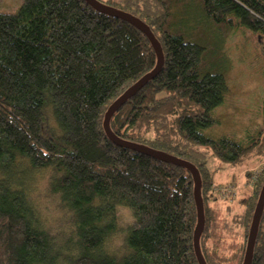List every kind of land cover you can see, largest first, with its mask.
<instances>
[{"label":"trees","instance_id":"1","mask_svg":"<svg viewBox=\"0 0 264 264\" xmlns=\"http://www.w3.org/2000/svg\"><path fill=\"white\" fill-rule=\"evenodd\" d=\"M96 1L142 21L163 55L155 78L111 117L115 137L191 163L202 201V188L209 193L212 184L207 154L250 168L253 153L264 164V129L248 145L203 133L217 122L212 110L228 91V61L221 55L210 62L212 52L189 29L200 19L197 29L243 27L264 37V0ZM20 2L15 13H0V264H198L190 173L115 145L103 129L109 106L156 66L147 37L85 0ZM191 4L198 18L188 12ZM47 108L57 131L47 130ZM41 170L49 173L45 193L32 182ZM244 175L255 188L241 198L247 230L264 173ZM42 195L54 198L65 229L52 232ZM118 208L132 215L121 253L106 243L117 230ZM263 215L251 264H264ZM205 226L204 218L201 253L215 264L202 249Z\"/></svg>","mask_w":264,"mask_h":264},{"label":"rangeland","instance_id":"2","mask_svg":"<svg viewBox=\"0 0 264 264\" xmlns=\"http://www.w3.org/2000/svg\"><path fill=\"white\" fill-rule=\"evenodd\" d=\"M20 3V0H0V13H15ZM194 5L189 6L188 12L198 18ZM179 10V8L175 9L177 13ZM198 20L200 19H192L189 29L196 32L193 38L197 42H204L208 50L212 52L209 55L210 62L216 63L221 55L228 61L224 73L228 91L225 93L223 102L212 110L211 115L217 122L204 129L203 133L212 139L228 136L236 142L248 145L249 140L255 139L259 131L264 129V37L243 27L224 33L217 31L214 27L203 25L197 29ZM220 46V53L218 56L214 55L215 48ZM44 117L47 130L57 131L50 108L45 110ZM249 158L245 164H249L250 168L248 165H231L210 154L206 156L205 167L212 177V184L209 193L208 186H206V193L204 187L202 188L207 236L202 243V249L212 258L211 260H215V264H217L216 260L221 261L220 264H239V259L244 257L254 210L245 230L248 219L245 215L247 206L242 205L241 198L252 194V188L253 191L255 190L244 174L246 169L254 172L256 177L264 173L260 168V166L264 168V164L260 163L262 159L255 157L253 153L249 155ZM34 175L35 179H32V182L34 181L35 191L45 193L49 173L41 170L34 172ZM229 188L232 189L230 195ZM39 199L40 208L49 222L48 226H53L52 232L65 229L66 223L58 220L61 211L54 198L42 195ZM117 210L118 227L106 243L113 252L121 253L126 235L125 228L131 224L132 215L126 208ZM261 223L264 225V215ZM243 244H245L244 252Z\"/></svg>","mask_w":264,"mask_h":264},{"label":"water","instance_id":"3","mask_svg":"<svg viewBox=\"0 0 264 264\" xmlns=\"http://www.w3.org/2000/svg\"><path fill=\"white\" fill-rule=\"evenodd\" d=\"M85 2L97 12H100L107 16L118 18V19H121L123 21L130 23L132 26H134L136 29H138L140 32H142L147 37V39L149 40L156 54L157 62H156L155 68L150 73L140 78L135 84H133L130 88H128L115 102H113V104L109 106L104 116L103 129L106 135L108 136V138L115 145L131 148L132 150L142 152L160 161L171 163L173 165L182 167L190 173L192 177V181H193V196H194V202H195L196 211H197V223H196V227L193 232V249H194V253H195L198 264H206L202 256L200 245H199V238L202 233L203 226H204V214H203V202H202L201 193H200L201 180H200V175L197 169L191 163H188L184 160L167 155L165 153L157 152V151L148 149L146 147H141L138 145L128 144L118 139V137H115V135H113V133L111 132L109 128V122L113 114L128 99L133 97L138 91H140L149 81L155 78V76L158 74L162 66V63H163V55H162L161 47L157 39L153 36L151 30L139 19L125 12L119 11L113 7L104 5L96 0H85ZM263 209H264V184L261 187L258 200H257L256 206H255V209L252 215V220H251V224H250V228H249V232H248V236L246 240V247H245V253H244L242 264H251L255 240H256L258 227H259Z\"/></svg>","mask_w":264,"mask_h":264},{"label":"built area","instance_id":"4","mask_svg":"<svg viewBox=\"0 0 264 264\" xmlns=\"http://www.w3.org/2000/svg\"><path fill=\"white\" fill-rule=\"evenodd\" d=\"M231 190H232V189H231V188H229V192H228V193H229V195H230V192H231ZM229 195H228V196H229Z\"/></svg>","mask_w":264,"mask_h":264},{"label":"bare ground","instance_id":"5","mask_svg":"<svg viewBox=\"0 0 264 264\" xmlns=\"http://www.w3.org/2000/svg\"><path fill=\"white\" fill-rule=\"evenodd\" d=\"M197 212V211H196ZM203 214H204V211H203Z\"/></svg>","mask_w":264,"mask_h":264},{"label":"crops","instance_id":"6","mask_svg":"<svg viewBox=\"0 0 264 264\" xmlns=\"http://www.w3.org/2000/svg\"><path fill=\"white\" fill-rule=\"evenodd\" d=\"M251 192V191H250Z\"/></svg>","mask_w":264,"mask_h":264}]
</instances>
